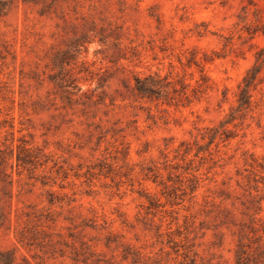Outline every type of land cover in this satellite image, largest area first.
<instances>
[{
    "label": "rangeland",
    "instance_id": "1",
    "mask_svg": "<svg viewBox=\"0 0 264 264\" xmlns=\"http://www.w3.org/2000/svg\"><path fill=\"white\" fill-rule=\"evenodd\" d=\"M262 48L264 0H0V249L264 264V66L238 106Z\"/></svg>",
    "mask_w": 264,
    "mask_h": 264
},
{
    "label": "trees",
    "instance_id": "2",
    "mask_svg": "<svg viewBox=\"0 0 264 264\" xmlns=\"http://www.w3.org/2000/svg\"><path fill=\"white\" fill-rule=\"evenodd\" d=\"M256 60L254 65L247 71V74L244 76L242 83L239 84V93H238V106L240 108H248L251 107L252 105V89H255L258 82V78H259V74L262 71V68L264 66V48H262L261 50H258V52L256 53L255 56ZM134 90L140 94L142 97H147V98H154V97H159L161 96V84H160V80H158L156 77L149 75L146 77H140L138 75L135 76V84H134ZM224 126V122H221V127ZM207 130H209L212 134L209 136V142L205 145H201L199 146L198 151L196 152V156H198V154H200L201 151L206 150L207 148L204 149L205 147H209L216 139L217 137V132H218V128L217 127H207ZM226 132V130H224L223 134ZM205 138V135H203V139ZM189 145V143L187 142H182L181 145ZM203 147V148H202ZM13 150V149H12ZM1 149H0V153H1ZM190 151V149L186 150L185 152L188 153ZM16 161L18 164H21L23 166H33L35 165L34 160L31 158H27L25 156H22V154L18 153V154H14ZM2 162L0 163V165H2ZM36 167V166H35ZM195 181H196V177ZM197 184V182H196ZM194 185L191 188V191L194 192L197 185ZM50 203L53 204L54 199L50 200ZM20 241H22V239H20ZM240 252L242 253V255L246 254V248L245 245L242 244L240 247ZM262 252L264 253V250H262ZM239 263H243V256L239 257ZM0 264H35L33 263L29 258L27 257H23L21 260H19L15 254L14 251L12 250H4V249H0Z\"/></svg>",
    "mask_w": 264,
    "mask_h": 264
}]
</instances>
